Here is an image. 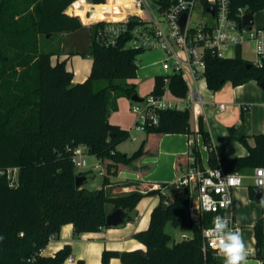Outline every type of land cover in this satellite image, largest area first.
<instances>
[{
  "label": "trees",
  "instance_id": "16d2710c",
  "mask_svg": "<svg viewBox=\"0 0 264 264\" xmlns=\"http://www.w3.org/2000/svg\"><path fill=\"white\" fill-rule=\"evenodd\" d=\"M105 1L0 0V169L20 168L15 187L0 175V264H65L71 252L69 244L53 255L41 253L58 237L64 224H73L75 236L112 228L106 223L109 213L121 206L124 221L132 219L130 211L147 195H158L160 202L151 211L148 228L134 234L145 249H105L102 264H110L114 257L124 264H218L220 259L212 251L203 250L202 227L189 217L190 191H175L162 182L160 188L145 192L111 193V177L117 173L118 164L132 165L145 152L146 138L132 155L120 152L117 146L131 132L109 121L110 112L118 108L117 99H131L137 93V85L129 80L137 77V55L143 51L125 47L124 40L106 46L96 39L103 22L92 24L91 72L84 81L74 83L66 60L53 62L58 52L41 47L43 35L73 32L106 18L124 19V0ZM230 6L239 20V7L247 12L252 9L254 23L264 28V0H230ZM204 59V77L210 90H220L227 81L234 86L251 80L264 83V61L260 66L245 59L240 47L234 58L220 57L209 49ZM99 80L106 83L97 88ZM166 88L178 98H185L189 90L182 74L175 70L157 75L150 94L162 95ZM190 115L189 107L162 110L159 122L148 126L146 134L191 133ZM230 130L234 132L233 127ZM198 133L208 148L212 167L221 165L227 171L249 174L255 167L264 166V132L254 136V145L244 137L241 141L248 154L234 158L213 146L202 116ZM79 144H85L89 154L104 165L100 188L76 185L77 175L87 176L75 170L71 159L69 148ZM191 154L202 162L199 150L192 146L185 161L178 163L180 169L188 165ZM248 188L254 198L257 187ZM262 188L259 202L264 205ZM206 217L212 216L207 213ZM169 221L190 231L191 236L171 244L172 237L165 230ZM209 223L204 221V225ZM254 230L255 253L246 258L253 256L264 264L263 218L257 220ZM76 264L84 263L79 260Z\"/></svg>",
  "mask_w": 264,
  "mask_h": 264
},
{
  "label": "crops",
  "instance_id": "0c3cea01",
  "mask_svg": "<svg viewBox=\"0 0 264 264\" xmlns=\"http://www.w3.org/2000/svg\"><path fill=\"white\" fill-rule=\"evenodd\" d=\"M126 1L124 0V10ZM130 1L133 6V0ZM82 29H90V25L84 24L77 31L60 33V50L58 54L52 57L53 62L66 60L68 69L74 74V83L82 82L89 76L93 63L92 56L89 58L80 56V53L85 50H81L80 37H78L77 32ZM90 42L89 34L88 46L86 44L84 46L88 50ZM246 42L249 43L250 41ZM246 42L239 46L242 56L249 61H254L257 57L256 54L251 59L245 52L244 44ZM152 54H155V56L153 57ZM139 57L137 77L130 79L129 82H134L136 85L140 84L141 94L148 96L154 87L155 77L165 73L161 64L163 53L159 50H148L142 52ZM144 58V67L140 69V64L143 63ZM192 91L195 92L196 98L192 96L193 98L187 99L191 111V133H152L147 135L144 132L143 139H147L144 154L135 160L132 165L119 163L117 173L113 175L115 178L111 177V180L123 181L121 182L123 185L121 188L111 189L113 195L135 190L145 192L162 182L174 183L181 172L178 163L185 161L192 146H196L199 150L203 165L211 166L208 148L204 144L202 135L198 133L200 116L204 118L213 146L229 158L248 154V148L243 144L242 139L235 140L233 138L234 132L241 124L247 126L245 137L250 145L255 144L254 136L256 134L264 132V87L257 81L251 80L238 86H234L232 82L227 81L220 90L213 91L208 88L206 78L203 76L198 78L192 86L189 85L188 94L190 95ZM167 97L173 100L183 99L175 97L171 92L167 94ZM133 102L125 96L119 97L117 99L118 108L110 112L109 121L130 130V132L134 130L136 115L131 108ZM220 104H224V108L221 109ZM231 127L234 128V132H231ZM120 146L121 143L117 146L120 152L129 156L133 154L123 150ZM98 164L100 165L101 162L99 161ZM102 168L104 169V167ZM103 175H100L102 176L100 180L93 183L92 186L90 185V188H100ZM88 184L85 183L87 186ZM255 201L257 200L250 196L247 185L243 184L235 189L233 212L237 222L244 227L240 236L248 254L255 253L254 225L258 219L263 218L264 220V205L261 203V208L254 203ZM159 202L160 197L158 195L144 196L137 206L130 211L132 219L127 218L126 221L112 228H103L96 232H83L79 236L74 235L72 223L64 224L58 237L51 239L41 253L53 255L66 244H69L71 247L70 255L75 258V263L71 264H76L79 260H82L84 264H102V253L105 249L119 251L145 249V245L137 240L134 234L148 228L151 211ZM167 233L172 237L171 233ZM190 236L191 234H188L187 237ZM173 241H176L174 236L170 243L172 244ZM65 264L70 263L65 261ZM110 264L124 263L119 258L114 257L111 259ZM243 264L263 263L251 256L247 257Z\"/></svg>",
  "mask_w": 264,
  "mask_h": 264
},
{
  "label": "built area",
  "instance_id": "2783aa9c",
  "mask_svg": "<svg viewBox=\"0 0 264 264\" xmlns=\"http://www.w3.org/2000/svg\"><path fill=\"white\" fill-rule=\"evenodd\" d=\"M107 1V0H106ZM105 1V2H106ZM103 2V3H105ZM197 4H201L203 15L196 21L192 19ZM154 8L149 0H133V6L128 7L126 17L120 20L101 19L89 25L103 22L96 31V39L106 46H115L124 40L125 47L139 51L159 50L163 53L161 60L165 73L171 70L180 72L189 85L192 86L198 78L203 77L206 71L205 54L209 49L216 51L218 56L234 58L237 47L246 41L256 44L257 65L264 61V28L252 27L243 24L242 18L247 13L245 7H239L236 18L231 10L230 0H157ZM213 11H208V8ZM186 15L184 24H181L182 15ZM138 18V22H131L130 18ZM141 54H138L139 57ZM166 82L167 79H166ZM169 89L162 95L149 94L142 102H133L132 111L136 115L135 129L146 132L147 127L159 122L160 112L166 109H185L190 106L187 99L196 98L195 92L182 100H173L167 97ZM193 96V97H192ZM200 98V97H199ZM198 98V100H199ZM202 102V100H200ZM219 107L224 108V104ZM138 139V136H134ZM71 150V159L75 170L87 166L88 148L79 144ZM100 167L99 164L94 168ZM19 167L0 169L10 186L19 183ZM103 175V170H99ZM250 176L254 185L264 187V166H257L251 174L237 171H227L223 166L216 167L203 165L192 154L189 155L188 165L181 169L179 177L169 184L175 191L188 188L191 192L189 203V217L202 227L203 250L212 251L218 264H225V257L217 246L220 236L215 231V219L226 218L228 229L243 233L233 212L234 191L244 184V178ZM155 185L152 188H160ZM167 194V190L162 188ZM211 214L207 218L206 214ZM204 221H210L204 225ZM188 238L184 236L183 239ZM70 264L75 263L71 255L66 259Z\"/></svg>",
  "mask_w": 264,
  "mask_h": 264
},
{
  "label": "rangeland",
  "instance_id": "374dc122",
  "mask_svg": "<svg viewBox=\"0 0 264 264\" xmlns=\"http://www.w3.org/2000/svg\"><path fill=\"white\" fill-rule=\"evenodd\" d=\"M149 1L151 2L152 6L154 8L157 7V5H156V1L157 0H149ZM128 7H132V4H131V1L130 0H127L126 1L125 11H127V8ZM203 13L204 12H203L202 5L201 4H197L196 5V8H195V10L193 12L192 19L194 21L198 20L203 15ZM73 15H75V14H73ZM254 24L257 27L256 22ZM91 33H92V30L91 29H84V30L82 29L79 32H77L78 37H80L79 38V43H80V46H81V50H85V51H83V53H80L81 54L80 56H84V57H87V58H89L91 56L89 54V50L86 49L87 47H84L86 45L88 46V43H89V34L91 36ZM60 35H61L60 33H55V34H53L50 37H47V35L41 36V47H42V49L43 50H54V51H57L58 52L60 50ZM246 44H244L245 52H246L247 56L252 59V58H254V56L256 54L255 53L256 44H255V42H252V41L249 42V43L246 42ZM152 55H153V57L155 56V54H152ZM138 58H140V57H138ZM144 63H145V58L143 60V63L140 64V66H141L140 69H142L144 67ZM105 83L106 82L104 80H99L96 83V87L98 88L100 86H103ZM137 94H139L141 97H144V98L147 97V96H144V95L141 94L140 84L137 85ZM191 121L193 122V119L192 118H191ZM131 132H132L131 133V136L128 139H126L125 141H123L121 143V146L120 147L123 150H126L127 152H129V153L132 154V153H134V151H136L139 148V146H140V144L142 142L143 136H144V132L137 131L136 129L132 130ZM135 135H138V139H134V136ZM87 162H88V164H87L86 167L81 168V169H78L77 171H83V172H86L87 173V177H88L87 183H89V184H88V186L87 185H85V186L90 188V185L92 186L93 183H95V182L97 183L100 180V178L102 177L99 174V170L100 169L104 170L102 168L104 165L101 163L100 164V167L94 168V165L98 164L99 161H98V159L94 155H91V154H88V156H87ZM246 173H249V170H247ZM249 174H251V173H249ZM112 177L115 178V176H112ZM121 182H123V181H116V180H113L112 179L111 180V184H110V186H111L110 188L111 189H113V188L114 189L121 188L123 186L121 184ZM244 185H247V186L254 185L253 178L250 177V176L245 177L244 178ZM115 193H121V192H115ZM192 196H194V195H192ZM254 203L256 205H258L259 207L262 208V205H261L260 202L255 201ZM245 210H247V209H245ZM243 229H244V227H243ZM166 231L169 232V233H171L172 234V238L174 236L176 238V241H180V240H182L184 238V236H188V234L189 235L191 234V232L188 231L185 228H177L176 229L174 227V225L172 224V222H170V221L166 225Z\"/></svg>",
  "mask_w": 264,
  "mask_h": 264
},
{
  "label": "water",
  "instance_id": "95a60500",
  "mask_svg": "<svg viewBox=\"0 0 264 264\" xmlns=\"http://www.w3.org/2000/svg\"><path fill=\"white\" fill-rule=\"evenodd\" d=\"M208 11H213V8L209 7ZM67 13H69L68 9L66 11ZM71 14V13H69ZM186 19V15L183 14L182 18H181V24H184ZM131 22H138V18H130ZM242 22L245 25H248L249 27H252L254 24V14H253V10L249 9L248 12L243 16L242 18ZM140 60H138L139 62ZM261 86L264 87V83L261 84ZM132 101L135 102H142L144 100V97H141L139 94L135 93L132 97H131ZM247 134V126L245 124H241L237 130L234 132L233 138L235 140H241L243 139ZM76 185H82L85 184L87 182V176L86 175H77L76 179H75ZM185 192H188V188L184 189ZM262 193H263V188L262 187H258L256 190V195L254 196V199L257 201H260L262 198ZM126 216H125V210L123 207H118L115 210H113L111 213H109L106 217V223L109 226L115 227L121 223H123V221L125 220Z\"/></svg>",
  "mask_w": 264,
  "mask_h": 264
},
{
  "label": "clouds",
  "instance_id": "9594fccd",
  "mask_svg": "<svg viewBox=\"0 0 264 264\" xmlns=\"http://www.w3.org/2000/svg\"><path fill=\"white\" fill-rule=\"evenodd\" d=\"M226 218L217 217L214 221L215 231L219 234L218 243L221 254L225 257V264H242L248 255L239 232L228 229Z\"/></svg>",
  "mask_w": 264,
  "mask_h": 264
},
{
  "label": "bare ground",
  "instance_id": "6f19581e",
  "mask_svg": "<svg viewBox=\"0 0 264 264\" xmlns=\"http://www.w3.org/2000/svg\"><path fill=\"white\" fill-rule=\"evenodd\" d=\"M126 17V14H125V12H124V18Z\"/></svg>",
  "mask_w": 264,
  "mask_h": 264
}]
</instances>
